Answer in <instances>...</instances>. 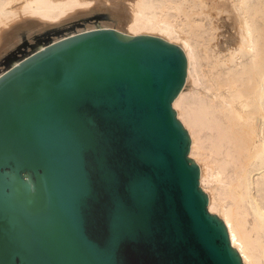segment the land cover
Listing matches in <instances>:
<instances>
[{"label":"water","instance_id":"1","mask_svg":"<svg viewBox=\"0 0 264 264\" xmlns=\"http://www.w3.org/2000/svg\"><path fill=\"white\" fill-rule=\"evenodd\" d=\"M182 50L94 29L0 75V264H242L172 102Z\"/></svg>","mask_w":264,"mask_h":264},{"label":"bare ground","instance_id":"2","mask_svg":"<svg viewBox=\"0 0 264 264\" xmlns=\"http://www.w3.org/2000/svg\"><path fill=\"white\" fill-rule=\"evenodd\" d=\"M98 14L102 21L52 38L0 75L51 43L98 28L179 47L186 78L172 108L188 133L207 210L223 222L242 264H264V0H0V56L21 36L31 42ZM226 23L232 33L224 38Z\"/></svg>","mask_w":264,"mask_h":264},{"label":"rangeland","instance_id":"3","mask_svg":"<svg viewBox=\"0 0 264 264\" xmlns=\"http://www.w3.org/2000/svg\"><path fill=\"white\" fill-rule=\"evenodd\" d=\"M103 17L104 16L98 14L94 17L89 18V21L85 22L84 24L76 23L61 30H44L38 34L33 35L31 42L26 40L27 38L25 36H21V40L19 39V42H17L14 46L12 45L5 53L0 56V68L7 66L11 61H14L22 55H25L27 52L35 49L37 46L49 42L52 38L59 37L65 34V32L67 33L75 29H80L89 22H100L103 20ZM221 32L224 38H227L232 33L227 23L225 24V27L221 29Z\"/></svg>","mask_w":264,"mask_h":264}]
</instances>
